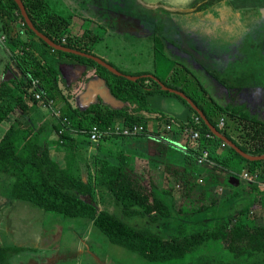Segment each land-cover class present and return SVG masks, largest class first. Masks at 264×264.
Wrapping results in <instances>:
<instances>
[{
    "label": "trees",
    "instance_id": "trees-1",
    "mask_svg": "<svg viewBox=\"0 0 264 264\" xmlns=\"http://www.w3.org/2000/svg\"><path fill=\"white\" fill-rule=\"evenodd\" d=\"M20 1L36 31L54 44L79 54L51 46L28 25L16 0H0V31L22 73L21 81L10 79L0 86V123L15 107L16 100L10 97L15 87H21L24 93L22 97L25 99L17 104L26 113L31 102L42 104L34 98L30 84L34 79L39 80V89L45 92L44 98L52 99L54 108L60 111L59 115L51 114V119L43 121L16 119L2 136L0 173L12 178V197L67 218L91 220L112 244L136 252L149 261L178 262L209 240L231 256L232 261L222 260L219 264H264V225L252 222V215H249L250 203L254 209L257 206L264 208V157H261L264 155V118L251 113L243 105L220 104L197 78L192 84L182 68L174 66L169 78L149 72L118 71L117 74L88 56H94L93 46L99 37L92 30L86 28L81 34H72L69 28L73 16L58 15L46 0ZM222 1L198 0L193 10L200 12ZM137 2L145 7L153 5L144 0ZM181 11L183 9L176 13ZM254 53L251 50L249 62L245 59L243 64L236 65L233 60L224 72H219L214 66L207 71L227 90L264 89V66L258 67L259 58L263 57ZM70 63L86 65L88 69L82 70L79 78L67 81L61 78L62 65ZM182 71L183 77L180 76ZM91 73L105 82L110 93L122 102L121 107L113 108L102 98H96L86 107L72 102L75 89L92 79ZM174 91L185 94L206 120L241 152L257 158L245 157L228 144L221 147L224 140L216 136L198 111ZM164 96L179 99L181 114L169 115L150 106L151 99ZM178 118L181 119L178 121ZM221 119L224 127L218 126ZM119 123L142 126L140 134L150 126L158 128L146 137L147 170L138 171L126 154H121L117 163L93 157L92 164L87 167L88 175L83 179L74 157L77 146L72 132L88 136L94 126ZM190 131H198L200 137L191 139ZM173 133L185 136L183 151L171 145L175 143L171 136ZM206 133L212 137L207 138ZM51 135L58 137L56 142L64 150L59 160L50 152ZM172 147L176 148L180 161L168 160V151ZM205 150L208 160L201 164L198 157ZM161 166L162 174L159 172ZM244 172L252 180L243 179ZM240 180L244 181L243 185H240ZM176 181L181 187L178 213L191 212L186 208L187 201L197 203L195 211L198 212L211 208L214 204L205 205L203 202L207 191L212 186L223 185L233 189L222 200L245 199L243 209L238 216L224 214L209 226L199 225L196 231L170 239L154 228L128 222L127 218L134 217L148 218L152 223L170 218L173 210L166 197H172ZM239 185L240 188H235ZM105 191L120 206L121 216L105 209L99 210L98 198ZM24 249L0 245V264H9V258Z\"/></svg>",
    "mask_w": 264,
    "mask_h": 264
},
{
    "label": "rangeland",
    "instance_id": "rangeland-1",
    "mask_svg": "<svg viewBox=\"0 0 264 264\" xmlns=\"http://www.w3.org/2000/svg\"><path fill=\"white\" fill-rule=\"evenodd\" d=\"M46 1L58 15L73 16L69 28L72 34H81L87 28L99 36L93 46L94 55L114 70L132 73L144 71L161 78H169L174 66L182 68L192 84L198 79L208 94L220 104L243 105L251 113H258L264 118L263 88L246 87L241 91L227 90L207 71L214 66L219 72H224L233 60L236 61V65L243 64L242 60L245 59L249 62L251 50L255 52L254 55L261 54L263 57L259 58L258 67L264 66V0H224L200 12L181 11L180 13L176 11L193 6L197 0L193 4L182 3V0H147L152 1V7L148 8L140 4L134 15L129 8L130 4L119 3L117 6L121 7H116L112 0ZM1 35L0 41L3 42ZM181 40H184L192 51L185 49ZM251 45L253 46L250 47ZM2 50L0 48V52ZM67 65L69 67H63L61 75V78H66L67 81L79 78L81 71L88 69L86 65L77 67L72 63ZM183 71L180 73L181 77H183ZM91 74L92 79L75 89L76 95L72 100L75 105L82 106V102H87L84 100L92 94H105V88L101 83L92 84L96 82L94 80L97 76ZM150 76L152 78V75ZM89 83L92 89L88 86ZM150 106L154 110H160L169 115L181 114L182 111L181 109L177 112V108L180 109L182 103L178 98L171 96L154 97L150 101ZM51 114V111L44 108L42 104L31 102L27 116L23 119H51L53 117ZM180 119L178 118V121ZM222 127H224V120ZM152 129L156 131L158 128L150 126L147 129L148 132L139 133L136 136L147 137ZM163 134L166 133L163 132ZM173 137L177 140L180 138L182 143L179 142L182 146L186 141L181 133L173 134ZM81 138L85 140L79 141L78 151L74 153L75 159L81 161L82 158H86L85 160L93 161L94 156L90 152L98 146L90 141L85 144L89 139L87 135ZM55 139L57 140L58 137L55 136ZM146 140L136 143L137 151L144 153ZM56 146L57 152L63 150L62 146L58 144ZM183 150L182 148L181 151ZM111 152H113L111 156L119 161L120 154H116L115 149ZM168 155L172 161L181 159L175 147L169 149ZM129 158L138 171L147 170L145 166L147 157L137 155V157L129 156ZM159 172L162 174V166ZM200 183L203 184L202 181ZM243 184L244 181L240 180V185ZM9 185V178L0 176V186L4 187L0 192V208L3 210L0 212V236L5 235L7 239L10 238L11 241L21 244H33L31 250L13 254L10 257V259L14 258L12 264H219L222 260L232 261L229 253L222 251L218 244H212L209 240L178 262L149 261L136 252L112 244L95 228L91 220L82 217L67 218L32 203L19 201L20 199L18 201L21 203L10 205ZM165 185H167L166 182ZM240 185L235 188H240ZM174 186L172 197L165 196L172 205L173 215L170 218L152 223L148 218L134 217L127 218L128 222L135 226L154 228L165 238L170 239L176 235L196 231L199 225L209 226L215 218L224 214L238 216L243 209L245 199L222 200L233 189L223 185L216 188L212 186L207 191L203 202L205 205L214 204L211 208L198 212L195 211L197 203L187 201L186 208L191 212L178 213L181 187L178 181ZM105 193L101 196L102 203L97 202L99 210L105 209L121 216L120 206L114 202L111 195ZM161 195L164 197L163 193ZM249 206L252 222L264 225V208L257 206L254 209L251 203ZM3 213H6V216H3ZM4 223H11L10 230L4 226ZM22 247L30 248L25 245Z\"/></svg>",
    "mask_w": 264,
    "mask_h": 264
},
{
    "label": "crops",
    "instance_id": "crops-1",
    "mask_svg": "<svg viewBox=\"0 0 264 264\" xmlns=\"http://www.w3.org/2000/svg\"><path fill=\"white\" fill-rule=\"evenodd\" d=\"M112 1H113L114 4H116V7H121V6H117L119 3H128V4H130L131 6L129 8L132 10L133 15L135 13H137V10H138L139 5H140L137 2V0H112ZM195 1L196 0H182L181 2L182 3H186V4H189V2H190L191 4H193V3H195ZM147 3L152 4V1H147ZM148 8H150V7H148ZM182 9H183V12L194 11L193 10V6H190L189 8H182ZM0 34H1V31H0ZM189 35L190 34H188V37H190ZM5 41H6V39L3 42L0 41V48L3 49L2 52H0V86H1V84H3V82H7L10 79H15L17 81L18 80L21 81L20 79H22L21 69H20L19 65L17 64L16 60L14 59V57L11 55L9 49L7 48V45H6ZM181 43H182V45H183V47L185 49H190L192 51V49L187 44H185L184 40H181ZM93 54H94V51H93ZM94 56L96 57V55H94ZM73 65H75V64H73ZM63 67H69V65L63 64L62 65V69H63ZM117 72H118V70H117ZM141 72H144V71H141ZM23 78H25V77H23ZM73 79H75V78H72L71 80H73ZM132 79H134V78L132 77ZM94 81H96V82H92V84L93 83H97V82L101 83V85L105 88V94L96 93V94L90 95L88 99L85 98L86 100H84V101H87V102H82V106L80 105V107L88 106L90 103L94 102L96 98H102L104 103L110 105L113 108H118V107L122 106V102L119 101L117 98H115L110 93L108 87L106 86L105 82L102 79L97 77ZM88 86H90V89H92L91 88V83H89ZM86 87H87V85H86ZM87 88H89V87H87ZM22 96H24V93L22 92L21 87H15L13 89V91L11 92L10 97H12V98H14V100H16L15 101V107H14L13 111L9 114L8 118L4 119L0 123V140H1L2 136L4 135V133L6 132V130L9 128V126L11 125L12 122H14L16 119L21 120L22 118H24L23 116L27 114L26 111H23V108L20 105L17 104V102L22 100V98L25 99ZM90 99H91V101H89ZM25 102L26 101H24V103ZM181 109L182 108H180V109L177 108V112H179ZM43 119H45V118H43ZM43 119H41L40 121H43ZM154 130L152 129V131H154ZM173 134H176V133H173ZM173 134H171V136L174 139L175 143L171 144V145L175 146L179 150L182 149L183 146H182V144H180V142H181L180 138L178 140L175 139L173 137ZM72 136L76 140V146H77V151H78V145H80L79 141L82 140L81 136H83V135H80V134L76 133L75 131H73L72 132ZM141 137L135 136V137H130V138H125V137L124 138L123 137L122 138H118V137L102 138L101 140H99V142H94V143H96V145L98 147L95 146L94 150L92 152H90V154L92 153V155L94 157H99L101 159L108 160V161H110L112 163H117L118 162L116 159H114V156H111V153H113L111 151H114V149L116 151L115 152L116 154L119 153L121 155V153L122 154H126L127 153L126 154L127 156H134V157H137V155H140V156L142 155L143 157L146 158V157H148L147 140H146V137H144V136H141ZM133 139H136V140L132 141ZM137 139H139V140H137ZM84 140L85 139H83L82 141H84ZM140 140H146V142H144L145 144L143 143L145 145L144 153H147L146 155L143 153V151H137L138 148L136 147V143L140 142ZM88 141H90V140L88 139L87 142H85V144H88ZM56 144H57V142H56L55 136L51 135V137H50V146H49L50 147V152H51V155L54 158H57L59 160L64 155V150H59L57 152L56 151V149H57ZM138 153H140V154H138ZM85 159L86 158H82L81 161H79V160L77 161L75 159L76 160V165L80 168L81 176H82L83 179H85L87 177V175H88V168H87L88 165H91L92 162H93V161H89V160H85ZM168 160H170L169 159V155H168ZM0 176H2L4 178H9V180H10L9 191H10V194H11V183H12L11 177H8L7 175L2 174V173H0ZM3 188H4L3 186H0V192L3 190ZM102 196H104V194ZM9 197H11V200H9V203H10V205H13V206H14L13 203H21L19 201H23V200H19V199L13 198L12 195L9 196ZM100 200H101V198L99 197L98 201H100ZM101 203L102 202L100 201V204ZM2 208H5V207H2ZM1 210L2 209L0 208V212H1ZM2 215L6 216V213H3ZM4 226L8 227L9 228L8 230H10L11 223H4ZM4 232H6V231H4ZM0 245H2V246H21V247L25 245V246H29L30 247V248H27V249L25 248L24 250H29V249H31V246H33V244H21L19 242L17 243V241L16 242L15 241H11L10 238L7 239L5 235H3L2 237L0 236ZM13 259L14 258H11V259L9 258V264L10 263L12 264V260Z\"/></svg>",
    "mask_w": 264,
    "mask_h": 264
},
{
    "label": "built area",
    "instance_id": "built-area-1",
    "mask_svg": "<svg viewBox=\"0 0 264 264\" xmlns=\"http://www.w3.org/2000/svg\"><path fill=\"white\" fill-rule=\"evenodd\" d=\"M1 38L5 40V36L1 35ZM65 39L62 38V41H64ZM31 87L34 90V98L37 100H40V102L42 103V106L48 110L51 111L52 114L54 115H59L60 111L56 108H54L53 105V100L52 99H46L44 98V90H40L39 86H40V82L38 79H34L31 81ZM42 88V87H41ZM219 127L223 126V119H221L219 121L218 124ZM141 131H143V127L140 125H124V124H114L111 126H104V127H100V126H94L89 134H88V138L91 142H99V140H101L102 138H106V137H133L136 136L137 134H139ZM189 135L191 137V139L196 140L198 139L199 136V132L198 131H190ZM205 136L207 138L212 137V135L210 133H206ZM228 143L226 141H223V143L221 144V147H226ZM208 160V152L205 150L203 151L199 157H198V162L199 163H203L205 161ZM242 178L245 180H252L251 177L248 175L247 172H244L242 174Z\"/></svg>",
    "mask_w": 264,
    "mask_h": 264
},
{
    "label": "water",
    "instance_id": "water-1",
    "mask_svg": "<svg viewBox=\"0 0 264 264\" xmlns=\"http://www.w3.org/2000/svg\"><path fill=\"white\" fill-rule=\"evenodd\" d=\"M17 1V3L19 4V6H20V8H21V10H22V14H23V16H24V18H25V20H26V22L28 23V25L32 28V29H34L33 28V26H32V24H31V22L29 21V19H28V17H27V15H26V13H25V11H24V8H23V5H22V2L20 1V0H16ZM35 30V29H34ZM35 32L40 36V37H42L43 39H45L51 46H53V47H55V48H59V49H63V50H66V51H71V52H75V53H78L79 54V52H77V51H75V50H73V49H69V48H66V47H63V46H61V45H57V44H54L53 42H51L46 36H44L43 34H41V33H39L38 31H36L35 30ZM82 54V53H81ZM90 58H93L96 62H98V63H100L101 65H103V66H105V67H107L109 70H111V71H113V72H115V73H118L116 70H114L109 64H107V63H105V62H103L101 59H99L98 57H95V56H90V55H88ZM131 78V77H130ZM171 91H173V90H171ZM174 92H176V93H178V94H180L182 97H184L188 102H189V104L193 107V108H195L197 111H198V113L200 114V116L204 119V121H205V123L207 124V126L210 128V130L216 135V136H218V137H220V138H222L224 141H226L227 143H228V145H230L231 147H233L235 150H237L238 152H240L243 156H245V157H248V158H252V159H254V158H257V157H252V156H249V155H247V154H245V153H243V152H241L229 139H227L224 135H222L214 126H212L209 122H208V120H206V118L204 117V115L202 114V112L195 106V104L185 95V94H183V93H181V92H178V91H174ZM261 157H264V155H262Z\"/></svg>",
    "mask_w": 264,
    "mask_h": 264
}]
</instances>
